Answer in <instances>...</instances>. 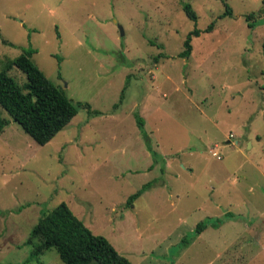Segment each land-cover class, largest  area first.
Returning <instances> with one entry per match:
<instances>
[{"label": "rangeland", "instance_id": "rangeland-1", "mask_svg": "<svg viewBox=\"0 0 264 264\" xmlns=\"http://www.w3.org/2000/svg\"><path fill=\"white\" fill-rule=\"evenodd\" d=\"M30 48L92 111L41 145L0 105L1 264H63L27 263L63 201L132 264H264V0H0V71Z\"/></svg>", "mask_w": 264, "mask_h": 264}, {"label": "trees", "instance_id": "trees-1", "mask_svg": "<svg viewBox=\"0 0 264 264\" xmlns=\"http://www.w3.org/2000/svg\"><path fill=\"white\" fill-rule=\"evenodd\" d=\"M183 9L190 19H198V14L190 2H185ZM232 14V8L227 5L224 15ZM252 16L254 13L248 14L247 20L250 21ZM214 25L215 21L206 31H211ZM253 25L250 22V26ZM200 34L201 30L198 28L188 34L181 57L191 55L193 37ZM36 52L33 48L24 51L0 71V105L37 143L44 145L72 121L78 114L79 106L92 110L87 102L75 103L62 87L46 75L33 59ZM14 66L26 74L25 83H19L8 73ZM137 118L143 127V118L139 115ZM10 123V119L0 118V133ZM149 185L150 182L132 194L128 205L133 206V202ZM208 226L209 222L202 221L196 231L202 232ZM28 243L32 245V249L27 263L47 249L56 248L63 264H132L106 236L94 233L65 201L41 217L33 228Z\"/></svg>", "mask_w": 264, "mask_h": 264}, {"label": "water", "instance_id": "water-1", "mask_svg": "<svg viewBox=\"0 0 264 264\" xmlns=\"http://www.w3.org/2000/svg\"><path fill=\"white\" fill-rule=\"evenodd\" d=\"M119 27L121 29V34L124 35V29H123V27L122 26H119Z\"/></svg>", "mask_w": 264, "mask_h": 264}, {"label": "built area", "instance_id": "built-area-1", "mask_svg": "<svg viewBox=\"0 0 264 264\" xmlns=\"http://www.w3.org/2000/svg\"><path fill=\"white\" fill-rule=\"evenodd\" d=\"M216 156H218L219 158H221L220 156H219V153L218 152H215L214 153Z\"/></svg>", "mask_w": 264, "mask_h": 264}, {"label": "crops", "instance_id": "crops-1", "mask_svg": "<svg viewBox=\"0 0 264 264\" xmlns=\"http://www.w3.org/2000/svg\"><path fill=\"white\" fill-rule=\"evenodd\" d=\"M201 236H202V234L200 233V234L198 235V237H196V239H197V238L199 239Z\"/></svg>", "mask_w": 264, "mask_h": 264}]
</instances>
